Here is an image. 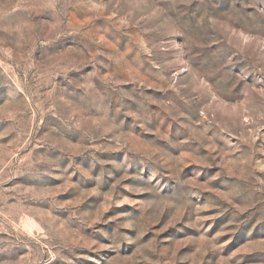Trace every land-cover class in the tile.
<instances>
[{"label":"rangeland","instance_id":"374dc122","mask_svg":"<svg viewBox=\"0 0 264 264\" xmlns=\"http://www.w3.org/2000/svg\"><path fill=\"white\" fill-rule=\"evenodd\" d=\"M0 264H264V0H0Z\"/></svg>","mask_w":264,"mask_h":264}]
</instances>
